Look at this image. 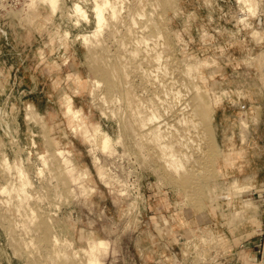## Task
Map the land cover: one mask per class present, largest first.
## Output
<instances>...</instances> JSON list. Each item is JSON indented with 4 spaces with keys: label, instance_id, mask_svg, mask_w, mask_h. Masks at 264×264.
Instances as JSON below:
<instances>
[{
    "label": "clouds",
    "instance_id": "9594fccd",
    "mask_svg": "<svg viewBox=\"0 0 264 264\" xmlns=\"http://www.w3.org/2000/svg\"><path fill=\"white\" fill-rule=\"evenodd\" d=\"M257 236L264 0H0V264H264Z\"/></svg>",
    "mask_w": 264,
    "mask_h": 264
},
{
    "label": "rangeland",
    "instance_id": "374dc122",
    "mask_svg": "<svg viewBox=\"0 0 264 264\" xmlns=\"http://www.w3.org/2000/svg\"><path fill=\"white\" fill-rule=\"evenodd\" d=\"M165 11H167V9H165ZM102 57H103V54H101V58ZM97 70L103 72V67L101 65H97ZM228 71L230 72L231 70L229 69ZM105 75H107V74L105 73ZM77 146L79 147V145H77ZM208 146H209V150L210 151L214 147V137L212 136L211 132H209V142H208ZM209 163H211V160L209 161ZM152 179L154 180V177ZM109 205H110V202H109ZM186 214L189 217H191V215H192L191 210L190 209L186 210ZM253 240H255V241H253ZM250 242L259 243L261 246H264V236L253 237ZM174 251L179 252V249L178 248H175ZM251 251L252 250L249 249V253H251ZM261 258H264V253H262V247H261V252L259 254V259H261Z\"/></svg>",
    "mask_w": 264,
    "mask_h": 264
},
{
    "label": "crops",
    "instance_id": "0c3cea01",
    "mask_svg": "<svg viewBox=\"0 0 264 264\" xmlns=\"http://www.w3.org/2000/svg\"><path fill=\"white\" fill-rule=\"evenodd\" d=\"M41 110H43L44 107V103L40 104ZM255 241V240H253ZM257 245H260L259 243H253V242H249L248 245H246L247 248L251 249L253 252V254L256 255L257 259L259 260V254L261 252V247H258ZM242 264H247V259H245Z\"/></svg>",
    "mask_w": 264,
    "mask_h": 264
}]
</instances>
